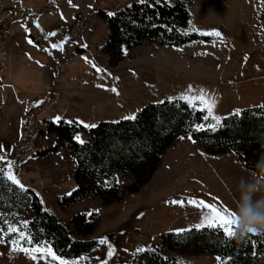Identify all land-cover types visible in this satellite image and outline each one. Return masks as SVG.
Returning a JSON list of instances; mask_svg holds the SVG:
<instances>
[{
    "label": "rangeland",
    "instance_id": "rangeland-1",
    "mask_svg": "<svg viewBox=\"0 0 264 264\" xmlns=\"http://www.w3.org/2000/svg\"><path fill=\"white\" fill-rule=\"evenodd\" d=\"M51 2L30 0L34 10L43 5L37 16L31 9H0V145L4 146L0 155L14 161L13 172L19 181L66 224L71 225V217L81 214L96 223L90 237L97 240V246L80 258L66 260L129 264L141 252L138 248L159 247L164 233L196 228L201 217L209 215L206 208L189 203L190 199L221 210L227 207L235 213L236 223L250 204L264 210L263 177L234 152L210 154L189 136L168 147L150 180L137 192L124 191L120 200L110 203L93 193L64 203L76 188V160L66 142L59 141L56 151L44 152L58 142L47 134V123L57 122V116L59 121L83 127L81 120L95 125L115 122L134 112L137 115L150 103L168 97L180 99L181 93L191 96L195 107L202 110L205 105L195 99L201 89L215 100L213 114L221 119L237 114L235 109L264 105V31L260 25L264 0H192L187 30L213 36L212 41L181 46L143 43L123 48V59L116 64L103 51L109 32L98 12L114 14L140 0ZM50 32L55 35L49 36ZM27 33L31 36L23 37ZM60 41H65L62 48L51 47ZM16 51L21 55L16 56ZM189 85L193 86L190 93ZM209 118L210 125L217 126ZM77 134L86 140L84 133ZM115 181L124 187L131 182L130 174L119 171ZM33 216L31 207L25 206L6 217L8 225H20ZM6 234L8 239L4 236L0 243V264H59L51 254L30 253L38 256L36 260L22 251L10 256V241L18 238ZM100 237L114 245L111 258L107 244L99 243ZM23 246L32 247L27 241ZM164 256L175 257L177 264H222L211 253L166 251Z\"/></svg>",
    "mask_w": 264,
    "mask_h": 264
},
{
    "label": "trees",
    "instance_id": "trees-1",
    "mask_svg": "<svg viewBox=\"0 0 264 264\" xmlns=\"http://www.w3.org/2000/svg\"><path fill=\"white\" fill-rule=\"evenodd\" d=\"M191 2L152 0L133 2L112 15L99 11L109 32L103 51L116 64L123 59V48L143 43L181 46L191 41H212L213 36L187 30ZM49 4L58 5L60 0ZM29 9L35 16L38 14L31 7L26 8ZM260 25L264 31V6ZM163 101L146 105L134 120L103 121L89 129L65 121L47 123V134L54 135L58 142L44 152L56 151L62 141L76 160L73 174L76 188L63 199L64 203L91 193L110 203L120 200L124 191L137 192L150 180L168 147L189 135L210 154L234 152L246 167L264 178V105L223 117L217 130L212 131L207 127L210 118L203 119L204 110L189 107L180 99ZM201 123L206 127L196 131L193 125ZM80 132L86 135L83 144L73 138ZM119 171L131 177L124 187L115 181ZM42 202L31 188L21 189L0 176V228L4 229L5 239H8L7 214L30 206L34 216L27 231L34 244L47 241L52 251L65 259L80 258L97 246V240L90 237L96 227L93 220L81 214L71 217V225L66 224ZM166 251L189 255L211 253L222 264H264V234L226 237L222 229L212 227L191 228L179 234L169 231L162 235L159 247L141 251L129 264H177L175 257L164 256Z\"/></svg>",
    "mask_w": 264,
    "mask_h": 264
},
{
    "label": "snow or ice",
    "instance_id": "snow-or-ice-1",
    "mask_svg": "<svg viewBox=\"0 0 264 264\" xmlns=\"http://www.w3.org/2000/svg\"><path fill=\"white\" fill-rule=\"evenodd\" d=\"M140 2H144V0H140ZM157 2H159V0H157ZM69 3H71V0H69ZM109 14L112 15L113 13H109ZM37 27H39L38 21H37ZM25 28L27 30V25H25ZM48 35L54 36L55 32H50V33H48ZM216 35L220 36V33L216 32ZM67 39L68 38L66 37L65 40H67ZM32 42L33 41L29 40V43H32ZM64 42L65 41H60L59 43H54L51 45V47L52 48H62V45L64 44ZM84 59L86 61L88 60L87 57H85ZM92 67L96 68L97 72L101 71V69H99L94 62H92ZM192 88H193L192 85L188 86V92L189 93L191 92ZM112 91L116 92L117 90L115 87H113ZM174 99H175L174 97H168L169 101H173ZM180 99L185 100V102L188 103L189 107L197 106L193 102V98L191 96H189L187 93H181ZM195 99L198 100L200 102V104L205 105V108L202 110H206L208 112V115H206L203 119L205 121H207L209 119V117H211V119L216 121V124L218 125L220 123L221 118L218 116H215L213 114V108L215 105V100L210 95L205 94L203 89L200 90V95L197 96ZM159 102L163 103L164 101H159ZM240 111H241L240 109L234 110V112L237 114ZM55 119L57 122H59V120L61 118L59 116H57V117H55ZM123 119H133L134 120V119H136V113L134 112V113H132L131 116L123 117ZM69 123H71V121H69ZM79 123L84 124L85 127H89V128H93V127L97 126L95 124H86L82 120L79 121ZM205 127H206V125L203 123L193 125V128L196 131L202 130ZM207 127L212 131L217 130L215 125H207ZM73 138L76 139L81 144L85 143V141L80 138L79 134H76V136H74ZM189 139H191V135H189ZM3 150H4V146L0 145V151H3ZM0 163H5V168H0V176H3L4 179L14 183L19 188L24 189L25 186L19 181V179L17 178V176L13 172L14 161H12L10 159H6V157L4 155H0ZM188 202L189 203H195L201 208H206L208 210V213H209V215L201 217L200 223H197L195 225L196 228H201L204 226L213 227V228H220L223 230V233L226 237H233V236L238 235L236 232L235 213L230 211L229 209H227V207H223V209L221 210V209L217 208L216 205L204 204L203 201H193L190 199ZM170 203H177V201H170ZM179 203L182 204L183 201H179ZM29 223H30V221H28V220L20 221V225H23V227L25 229L27 228ZM5 224H7V221H5ZM20 225H8L7 226V233L8 234H14L15 237L18 238V239H12L10 241V251H9L10 256L13 255L14 253L20 252V251L24 252L26 255H30V253L35 252V253L39 254L40 256H47V255L51 254L53 259L59 261V264H78L77 260H66V259H63L62 257L56 256V254L52 251L50 246L47 245V241H42L40 243L34 244L32 236L29 233H27L26 231L22 230ZM175 231L179 234V233L184 232L185 229H175ZM248 233L264 234V232H256L255 230H249ZM4 236H5L4 229L0 228V243L4 242ZM239 236L241 238H243L245 236V234H239ZM18 240L20 242L19 247H17ZM23 241H27L28 244L31 245L32 247H24ZM99 243L100 244H107V247H108L107 256L109 258H111L115 254L114 245L108 241L107 237H100ZM42 244L44 245L43 248L41 247ZM142 250L143 249L138 248L136 251L139 252ZM30 258L33 260H36L38 258V256L37 255H30ZM217 259H218V261L220 260L219 257Z\"/></svg>",
    "mask_w": 264,
    "mask_h": 264
},
{
    "label": "clouds",
    "instance_id": "clouds-1",
    "mask_svg": "<svg viewBox=\"0 0 264 264\" xmlns=\"http://www.w3.org/2000/svg\"><path fill=\"white\" fill-rule=\"evenodd\" d=\"M249 230L264 232V210L253 207L251 204L236 223L237 234H247Z\"/></svg>",
    "mask_w": 264,
    "mask_h": 264
},
{
    "label": "crops",
    "instance_id": "crops-1",
    "mask_svg": "<svg viewBox=\"0 0 264 264\" xmlns=\"http://www.w3.org/2000/svg\"><path fill=\"white\" fill-rule=\"evenodd\" d=\"M2 2H5V0H0V9H8V10H13L14 8H15V10H22V11H28V10H26V8L27 7H31L32 9H33V6L30 4V0H8V2L7 3H2ZM21 5V6H20ZM40 6L38 7L39 9H37V10H34L33 9V11H38V14H40L39 13V10H42V8H43V5L40 3L39 4ZM13 6V7H12ZM11 7V8H10ZM37 14V15H38ZM36 15V16H37ZM24 18V17H23ZM14 19V18H13ZM12 19V20H13ZM17 19V18H16ZM19 19V18H18ZM11 20V21H12ZM23 20V19H22ZM66 31H67V28H66ZM27 32H28V30H27ZM29 33V32H28ZM26 34V35H24L23 37H30L31 36V34ZM8 38V40H11V39H9L10 37H7ZM6 44H8V43H6ZM62 47H63V45H62ZM60 51H61V49H60ZM15 55L16 56H19V55H21L18 51H16L15 52ZM22 56H24L23 54H22ZM50 56H51V58L53 57V54H50Z\"/></svg>",
    "mask_w": 264,
    "mask_h": 264
},
{
    "label": "water",
    "instance_id": "water-1",
    "mask_svg": "<svg viewBox=\"0 0 264 264\" xmlns=\"http://www.w3.org/2000/svg\"><path fill=\"white\" fill-rule=\"evenodd\" d=\"M81 16V14H79V17Z\"/></svg>",
    "mask_w": 264,
    "mask_h": 264
}]
</instances>
